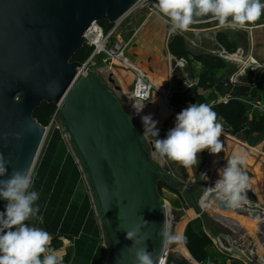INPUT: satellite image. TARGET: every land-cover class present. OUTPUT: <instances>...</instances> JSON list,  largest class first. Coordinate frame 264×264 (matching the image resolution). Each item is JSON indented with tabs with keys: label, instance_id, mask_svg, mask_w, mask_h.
Instances as JSON below:
<instances>
[{
	"label": "water",
	"instance_id": "obj_1",
	"mask_svg": "<svg viewBox=\"0 0 264 264\" xmlns=\"http://www.w3.org/2000/svg\"><path fill=\"white\" fill-rule=\"evenodd\" d=\"M137 2L0 0V152L10 161L8 175L0 179L9 178L13 170H33L48 132L34 112L43 103H61L64 133L85 172L108 242L107 264H135L134 241L126 238L132 230L141 239L137 247L146 244L160 264L167 249L160 232L171 219L159 199V180L175 192L184 189L196 209L193 193L205 187L209 199L220 205L263 217L257 208L230 207L216 195L214 183L205 179L211 164L207 150L204 166L191 183L176 177L168 165L161 167L151 152L161 155L120 100L119 88L109 86L108 82L115 83L113 76L106 80L88 67L86 74L79 75L84 63L74 56L87 43L89 27L124 18ZM153 2L156 5L158 0ZM211 20L205 16L194 23ZM177 59L186 62L187 79H194L187 56ZM255 200L248 191L247 201ZM260 229L264 233L263 220ZM223 237L232 254L252 258L251 250L237 246L228 234Z\"/></svg>",
	"mask_w": 264,
	"mask_h": 264
},
{
	"label": "crops",
	"instance_id": "obj_2",
	"mask_svg": "<svg viewBox=\"0 0 264 264\" xmlns=\"http://www.w3.org/2000/svg\"><path fill=\"white\" fill-rule=\"evenodd\" d=\"M129 15L130 12L121 23L125 21L124 25L128 27L130 35L126 41L119 36L126 43L125 51L129 49L130 57L126 52L125 57L130 64L147 74L155 89L150 100L140 106L133 104L130 94L136 71L120 61H116L111 68H102L107 79L112 75L115 80V83L108 82L109 86L119 88L116 90L117 95L140 128L144 126L142 117L151 115L158 122L156 126L159 130L163 126L171 129L179 112L191 103H198L197 96L203 98L204 103L211 104L223 126L220 137L223 150L219 154H211V164L205 179L215 183L220 178L218 170L224 167L223 162H227V158L234 153L244 155V170L251 185L248 191L254 194L256 200L242 204L257 208L263 213L261 218L251 212L226 208L209 199L207 188L199 187L193 193L198 209L189 203L179 221L171 218L167 205V213L172 219L170 226L168 225L169 232L176 239L167 244L162 263L184 264L177 254L180 253L192 264H207L209 260H214L217 264H264V233L260 229V221H264V111L254 105L256 102H264V15L244 30L222 28L214 19L193 23L189 31L182 33L189 53L188 63L195 73L194 79H187V73L183 70L186 62L172 54L169 43L175 34L170 35L169 23L157 9L150 10L148 17L138 27L134 25L137 15L127 20ZM220 34L230 38L233 48L228 49L219 41ZM203 54L219 56L225 62L224 67L216 72L210 89L198 83L205 65L195 57ZM242 72L245 74L241 75ZM227 96L245 106L246 122L236 132L230 130L220 113V104ZM144 127L151 131V125ZM204 154L206 155V150L198 154V166L189 169L181 165L189 180H195L199 176L205 162ZM32 173V190L40 193L37 203L43 221L30 223L51 234V247L63 256V264H107L108 242L99 221L91 188L77 156L60 133L53 134L44 142ZM162 189L172 201L170 204L180 207V192L166 186ZM3 206L0 203V209ZM189 225L194 231L203 232L210 239L201 261L193 257L185 244V232ZM224 234L230 235L240 248L251 250L252 258L248 260L222 250L217 238ZM182 247L189 256L183 252ZM174 257H177L176 262H172Z\"/></svg>",
	"mask_w": 264,
	"mask_h": 264
},
{
	"label": "clouds",
	"instance_id": "obj_3",
	"mask_svg": "<svg viewBox=\"0 0 264 264\" xmlns=\"http://www.w3.org/2000/svg\"><path fill=\"white\" fill-rule=\"evenodd\" d=\"M156 8L168 19L170 35L189 31L200 17L210 16L218 21L220 27L236 31L246 29L264 15L262 0H158ZM142 122L144 126L151 125L152 135L158 137L155 140L156 151L185 168L198 166V154L205 150L213 155L223 150L220 140L223 126L211 104H189L176 115L174 127L163 139L159 138L158 122L151 115L143 116ZM9 163L0 152V177L8 175ZM245 166L246 157L234 153L227 158L226 166L218 170L220 178L213 190L230 207H239L247 202L251 185ZM33 186L31 169L13 170L9 178L0 179V198L7 202L5 210L0 211V264H63V256L51 247V234L30 223L43 221L37 203L40 193L32 190ZM160 235L163 244L176 239L170 234L166 221ZM126 238L134 241L131 247L135 264H157L146 244L137 247L141 244L137 230L127 231Z\"/></svg>",
	"mask_w": 264,
	"mask_h": 264
},
{
	"label": "trees",
	"instance_id": "obj_4",
	"mask_svg": "<svg viewBox=\"0 0 264 264\" xmlns=\"http://www.w3.org/2000/svg\"><path fill=\"white\" fill-rule=\"evenodd\" d=\"M104 27L109 28L112 24L108 22H100ZM219 41H221L228 49L233 48V44L226 35L220 34L218 36ZM170 50L173 55L187 56L189 53L185 47V39L182 34H175L170 43ZM92 48L85 44L74 56V60L85 61L90 53ZM196 59L203 62L205 65V71L199 78V85L210 89L214 80L216 72L224 67L225 62L219 56H214L210 54H203L195 57ZM212 96V95H211ZM196 100L198 103H204V99L197 96ZM55 110V105H49L43 103L35 112L34 116L37 120L43 125L48 124L49 117L53 114ZM220 113L222 115L223 121H225L230 130L233 132L239 131L246 122L245 116V106L243 103L236 99H229L227 102H221L220 104ZM158 191L160 192L163 186H166L162 180L157 182ZM1 211V209H0ZM210 243L209 237L203 232H196L193 230L191 225L188 226L185 232V244L189 249L193 257L199 261L203 260L205 257V248Z\"/></svg>",
	"mask_w": 264,
	"mask_h": 264
},
{
	"label": "built area",
	"instance_id": "obj_5",
	"mask_svg": "<svg viewBox=\"0 0 264 264\" xmlns=\"http://www.w3.org/2000/svg\"><path fill=\"white\" fill-rule=\"evenodd\" d=\"M142 7H150L151 10L157 9L153 0H138L137 4L131 11ZM122 19L112 23L109 28L104 27L100 22H94L89 27L86 33V37L88 39L86 44L92 48V51L89 57L83 61L84 67L79 68V75L81 76L86 74V67L95 70L99 74H103V67L111 68L114 66L116 61H120L128 66H131L136 71L133 88L130 94L131 100L133 103L135 101L145 103L150 100L155 86L145 72L130 64L125 57L126 43L116 35ZM165 19L169 23L166 17ZM101 61H103V64H100ZM230 98L231 96H227L223 102H227ZM254 105L264 111V102H256ZM60 107L61 103L55 105L52 117L59 114ZM6 203L7 202L4 201V206L1 207V211L5 210ZM217 239L219 247L225 252L231 253V247L225 238L223 236H219Z\"/></svg>",
	"mask_w": 264,
	"mask_h": 264
},
{
	"label": "rangeland",
	"instance_id": "obj_6",
	"mask_svg": "<svg viewBox=\"0 0 264 264\" xmlns=\"http://www.w3.org/2000/svg\"><path fill=\"white\" fill-rule=\"evenodd\" d=\"M150 10H151L150 7H142V8H139V9H135V10H133V11L130 12V15L128 16L127 20H129L130 17L133 18V16L137 15V20L135 21L134 25L138 27L148 17V12ZM124 22L121 23L119 29L116 32V35L118 37L121 35L122 38L126 41V39L128 38V36L130 35V31L128 30V27H126L124 25L125 24ZM129 26H132V25H129ZM130 28L131 27H129V29ZM125 52L130 57L129 49L126 50ZM103 77L107 80V76H106V73L105 72L103 73ZM110 87H113V86H110ZM134 103L137 106H140L142 104L139 101H135ZM52 115L48 119V124H47V126H48V132H47V135L45 137L44 142L45 141H48V139L51 138V136L53 134H55V133H58L59 134L60 133V135L63 137V139L66 140L67 142H69V144H70V140H69L68 135L64 133V124H63L62 117L60 116V114L56 115L55 117H52ZM166 128H167L166 126H163L159 130V138H161V139L166 138V135H167V132H168V129H166ZM141 130L143 131V133L145 134V136L147 137V139L149 141H152L154 143V145H155V140L158 137L153 136L152 135V131H148L144 126H141ZM70 146H71V144H70ZM151 158L154 161H156L161 167H164V166L168 165L171 168V170L173 169L172 171H174L178 175V177H180V179H182V177H183V180L187 181L188 183H191V182L194 181V180H189L188 178H186L187 175H186L185 172L182 171V169H181L182 167H181V164L179 162L172 161V160L168 159L165 156H158L153 151L151 152ZM177 170H178V172H177ZM180 196H181L180 199H181L182 202L181 203H178L180 207L177 208V207H175V206H173V205L170 204V202H172V201L168 197L165 196V191L163 189L160 190V192H159V199H160V201L166 206V208H167V205H168L169 212H170L169 214H170V216H171L172 219H175L176 222H177V220L179 221L183 217V215H184L183 211L189 207V201H188V199L186 197V191L184 189L181 190ZM170 198L172 199V197H170ZM167 200L169 202H167ZM0 203L1 204H4V200L1 201ZM172 219L169 222H171ZM170 224L171 223H169V226H170ZM177 254L182 258L184 264H192L188 260L184 259L181 256L180 253H177ZM176 260H177V257H174V259H173L172 262H176ZM160 264H163L162 261L160 262ZM207 264H217V262L214 261V260H209L207 262Z\"/></svg>",
	"mask_w": 264,
	"mask_h": 264
},
{
	"label": "bare ground",
	"instance_id": "obj_7",
	"mask_svg": "<svg viewBox=\"0 0 264 264\" xmlns=\"http://www.w3.org/2000/svg\"><path fill=\"white\" fill-rule=\"evenodd\" d=\"M157 81V80H156ZM159 81V80H158ZM161 82H159V84H160ZM157 84V83H156ZM159 106V105H158ZM150 107V106H149ZM157 107V106H156ZM144 109V108H143ZM148 109V108H147ZM150 109H152V108H149V110ZM145 111H147V110H145ZM215 184V183H214ZM182 250H183V252L186 254V255H188L189 256V254H188V252H187V250L186 249H184V247H182Z\"/></svg>",
	"mask_w": 264,
	"mask_h": 264
}]
</instances>
